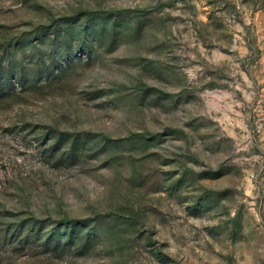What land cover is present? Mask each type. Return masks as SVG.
Returning <instances> with one entry per match:
<instances>
[{"label": "rangeland", "instance_id": "374dc122", "mask_svg": "<svg viewBox=\"0 0 264 264\" xmlns=\"http://www.w3.org/2000/svg\"><path fill=\"white\" fill-rule=\"evenodd\" d=\"M0 264H264V0H0Z\"/></svg>", "mask_w": 264, "mask_h": 264}]
</instances>
